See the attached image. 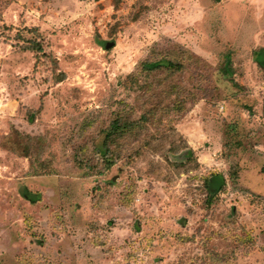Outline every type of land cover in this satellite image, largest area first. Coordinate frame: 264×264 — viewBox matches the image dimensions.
<instances>
[{
  "label": "rangeland",
  "instance_id": "rangeland-1",
  "mask_svg": "<svg viewBox=\"0 0 264 264\" xmlns=\"http://www.w3.org/2000/svg\"><path fill=\"white\" fill-rule=\"evenodd\" d=\"M34 38L42 53L22 48ZM262 48L264 0H0V264H264ZM164 56L198 99L178 119L152 111L96 174L102 129L148 114L168 82L127 78Z\"/></svg>",
  "mask_w": 264,
  "mask_h": 264
},
{
  "label": "trees",
  "instance_id": "trees-1",
  "mask_svg": "<svg viewBox=\"0 0 264 264\" xmlns=\"http://www.w3.org/2000/svg\"><path fill=\"white\" fill-rule=\"evenodd\" d=\"M39 37V36H37ZM16 39L22 38L19 34L15 35ZM25 50H30L36 53H42L43 47L39 39H28L27 45L22 47ZM254 59L259 68L264 69V48L259 49L254 53ZM184 63L178 57H159L158 59L145 61L142 68L143 77L137 78V76L132 75L127 78L129 82H141L140 89L145 90V94L149 92V89L156 87V84L159 83L160 77L167 80L161 88H156L157 94H150L151 98H146V101L152 102L153 97L161 96L162 100L155 102L148 114L141 115L140 117L132 113V108H124L122 111L116 113V116L111 121V123L102 129L101 139L98 143H94L90 147V152L92 156L90 160L86 161V164L89 169L99 168L96 174L104 172V170L109 169L118 159L122 158L124 151L127 148H131L134 144H139L141 138L146 134L145 128L147 123H152V118L154 115L151 114L152 111H162V118L172 119L173 110H177L175 118L181 117L182 112L185 111L186 105L190 104L189 101L197 100L193 94H186V91L182 86L177 83L178 74L185 69ZM152 72H155V78L152 82L148 81V77ZM233 73L232 63L229 56H226L222 74L227 77L229 80H232L231 75ZM63 78V76L61 77ZM61 80V79H60ZM125 88L128 87L126 84ZM163 96H162V94ZM166 102L165 105H163ZM146 103V102H145ZM153 103V102H152ZM193 103V102H192ZM143 106V104H142ZM39 111L36 110H27V121L33 122L34 115ZM180 113V115H179ZM167 123L169 120L166 121ZM170 124V123H169ZM234 126L231 125L230 131L233 133ZM141 147V146H140ZM139 147L135 148L133 154L129 155L128 160H134L139 155ZM98 154L101 160L95 161V155ZM99 166V167H98ZM84 174H93L84 172ZM234 175H232L233 177ZM203 187L209 193V196L212 198L216 196L224 188V178L221 174H209L205 176L202 180ZM28 198L34 202L35 196L27 195ZM26 196V197H27ZM212 201H209L211 204Z\"/></svg>",
  "mask_w": 264,
  "mask_h": 264
},
{
  "label": "water",
  "instance_id": "water-1",
  "mask_svg": "<svg viewBox=\"0 0 264 264\" xmlns=\"http://www.w3.org/2000/svg\"><path fill=\"white\" fill-rule=\"evenodd\" d=\"M110 46V43H106L105 44V47L107 48V47H109Z\"/></svg>",
  "mask_w": 264,
  "mask_h": 264
},
{
  "label": "built area",
  "instance_id": "built-area-1",
  "mask_svg": "<svg viewBox=\"0 0 264 264\" xmlns=\"http://www.w3.org/2000/svg\"><path fill=\"white\" fill-rule=\"evenodd\" d=\"M222 108V107H221Z\"/></svg>",
  "mask_w": 264,
  "mask_h": 264
}]
</instances>
